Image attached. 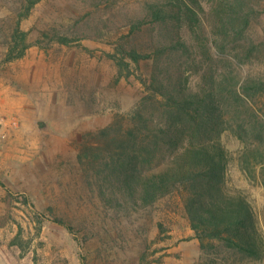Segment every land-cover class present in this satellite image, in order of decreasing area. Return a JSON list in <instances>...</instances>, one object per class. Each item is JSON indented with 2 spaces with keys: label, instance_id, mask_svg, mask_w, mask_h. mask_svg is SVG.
<instances>
[{
  "label": "rangeland",
  "instance_id": "374dc122",
  "mask_svg": "<svg viewBox=\"0 0 264 264\" xmlns=\"http://www.w3.org/2000/svg\"><path fill=\"white\" fill-rule=\"evenodd\" d=\"M146 1L38 0L22 18L30 0H0V264L200 262V241L177 194L135 213L131 222L118 226L124 229L107 234L114 220L91 192L78 156L94 145L87 137L90 131L127 117L148 93L143 80L154 71L152 59H126L124 68L109 57L122 39L150 50L154 37L148 27L129 34V22L145 13ZM256 5L260 12L242 48L246 51L253 38L257 49L237 68L232 62L237 52L229 45L228 56L215 57L216 68L264 77V0ZM20 18L29 40L40 43L24 57L6 61ZM59 35L70 42H60ZM254 104L264 118V97ZM222 139L229 150L226 186L250 200L264 235V160L257 177H250L239 163L242 142L232 131H225ZM42 206H53L75 225L76 233L50 215H41L39 232L36 208ZM160 222L166 231L160 232ZM20 232L21 244H16ZM236 264H264V257Z\"/></svg>",
  "mask_w": 264,
  "mask_h": 264
},
{
  "label": "trees",
  "instance_id": "16d2710c",
  "mask_svg": "<svg viewBox=\"0 0 264 264\" xmlns=\"http://www.w3.org/2000/svg\"><path fill=\"white\" fill-rule=\"evenodd\" d=\"M37 1L30 0L22 18ZM144 10L129 22V34L148 27L154 37L150 50L122 39L109 57L119 59L124 68L129 65L126 59H152L154 71L143 80L148 93L127 117L118 116L90 131L87 137L94 145L78 155L91 192L114 220L115 226L106 227V233H117L135 213L177 194L200 241L198 264L261 259L264 235L254 208L243 193L226 186L229 150L222 137L232 131L242 142L240 166L256 178L264 160V118L254 102L264 97V77L236 69L226 72L214 64L216 56H228L229 45L237 52L231 58L237 68L257 49L252 38L243 50L260 12L256 0H147ZM20 23L21 18L11 34L6 61L24 57L29 47L40 43L30 41ZM57 39L70 42L65 35ZM179 60H186L185 65ZM36 210L39 232L41 215H50L76 233L75 225L53 206ZM159 227L166 231L163 223ZM20 237L21 232L14 243L21 244Z\"/></svg>",
  "mask_w": 264,
  "mask_h": 264
}]
</instances>
